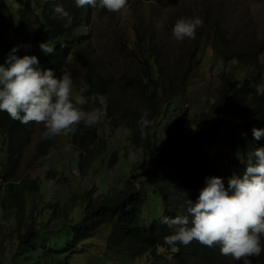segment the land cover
<instances>
[{"label": "rangeland", "instance_id": "rangeland-1", "mask_svg": "<svg viewBox=\"0 0 264 264\" xmlns=\"http://www.w3.org/2000/svg\"><path fill=\"white\" fill-rule=\"evenodd\" d=\"M17 15L15 0H0V36L12 25L10 17ZM193 16L204 21L196 38L177 41L171 31L175 22ZM81 22L83 38L76 48L79 53L69 51L72 54L65 71L72 74L74 94L85 89V67L80 60L84 52L95 63L97 72L109 80L106 96L109 114L97 124L100 138L96 144L103 146L107 142L106 148L101 159L81 166L80 153L72 143L76 129L73 126L68 136H58L46 157H38L44 126L34 123L16 174L6 180L8 152L0 139V264H32L23 262L22 258L14 261L22 236L31 226L46 233L53 232L54 226L69 224L81 212L77 204L86 192L96 202L132 188L131 180H140V171L136 169L144 164L143 150L130 140L131 130L126 126H111L109 116L116 118V125L123 123L118 120L125 111L150 113L149 103L141 98L135 81L149 69L143 53L156 56L165 75L163 98L167 102L161 104L162 114L155 125L158 142L168 137L167 126L172 127L186 109L191 114L190 125L202 127L200 117L212 113L225 82L241 86L250 79L253 88L259 91L264 88V0H128L127 7L119 13L99 6L91 8L89 17L86 19L84 12ZM29 46L27 50L21 47L17 55H36L40 60L39 46ZM5 57L4 53L0 64H4ZM40 66L44 68L42 63ZM159 74L155 69L154 78ZM91 104L97 107L96 103ZM252 106V97L247 96L240 111L249 112ZM129 151L138 153L135 163L128 160ZM33 181L37 191L32 194ZM14 187L24 200L23 207L3 202ZM53 214L56 219L50 220ZM43 235V245L54 248L55 238ZM159 252L165 253L163 249ZM66 254L69 253L55 257L64 258ZM150 261L148 254L134 257L129 250H112L111 232L106 229L88 240L80 253L71 257L70 264H149Z\"/></svg>", "mask_w": 264, "mask_h": 264}, {"label": "trees", "instance_id": "trees-1", "mask_svg": "<svg viewBox=\"0 0 264 264\" xmlns=\"http://www.w3.org/2000/svg\"><path fill=\"white\" fill-rule=\"evenodd\" d=\"M15 1L18 3V15L10 17L12 25H8L0 36V61L4 53L7 59L9 52L17 45L39 46L42 42L48 43L54 52L46 55L41 51L40 63L44 69H54L58 76L66 70L72 54L69 51L79 53L76 48L83 38L80 31L83 13H86L87 19L93 7L86 5L77 8L73 0H56L72 16V24L65 27L66 20L58 16L53 18V3L49 0ZM143 57L149 69L135 81L141 98L149 103L147 118L151 121L150 126L141 134L137 121L143 112L138 110L125 111L118 120L123 123L116 125V118L109 116L110 125L126 126L132 132L130 140L143 150L144 164L136 169L140 171V180H131L132 188L120 190L116 195L96 202L86 192L81 203L77 204L81 208L78 216L69 224L54 226L53 232L43 233L38 227L31 226L22 236L14 261L22 258L23 262L32 264H70L71 257L80 253L88 240L108 229L111 232L112 250H129L134 257L148 254L151 258L149 264H243V261L221 255L218 247L209 248L196 241L187 247L179 243L175 247L165 244V236L173 234V229L160 221L162 216L177 215L185 200L195 201L205 186L206 177H223L227 187L228 178L233 173L243 172L241 161L246 154L257 147H264V137L257 141L252 133L254 127L264 129V88L261 91L253 88L250 79L241 86L225 82L212 113L200 117L202 127L190 125L191 114L186 109L172 127L167 126L168 137L158 142L155 125L162 114L161 104L167 102L163 98L165 75L158 66L156 56L143 53ZM80 60L85 67L84 95L88 101L81 107L90 111L93 108L91 102L99 106L93 95L99 93L107 96L110 83L97 72L95 63L86 53L80 54ZM155 69L160 72L157 79L154 78ZM247 96L252 97V109L241 112L240 107ZM33 125H24L11 119L6 112H0V139L7 146L9 160L4 174L6 180L16 174L24 149L31 140ZM74 127L72 143L80 153L81 166L101 159L107 142H103V146L96 145L100 138L99 126L96 124L89 129L81 123ZM57 139L58 136L42 139L38 146V157H46ZM30 190L32 194L37 191L34 181ZM21 201L24 203L14 187L9 189L3 202H14L15 207H23ZM148 205L151 209H147ZM63 211L66 212L65 209ZM54 215L50 220L56 219ZM43 234L55 238L54 248L43 245ZM159 249L165 253L159 252ZM63 252L69 254L64 258L55 257ZM251 259L252 264H264V251L259 257Z\"/></svg>", "mask_w": 264, "mask_h": 264}, {"label": "clouds", "instance_id": "clouds-1", "mask_svg": "<svg viewBox=\"0 0 264 264\" xmlns=\"http://www.w3.org/2000/svg\"><path fill=\"white\" fill-rule=\"evenodd\" d=\"M53 3V18L66 20L65 27L72 24V16L61 3ZM77 8L99 6L109 12L119 13L128 5V0H73ZM204 21L199 16L179 18L171 29L177 41L195 39L197 30ZM29 45H17L9 52L4 64H0V112L24 125L29 123L44 126L43 139L68 136L73 126L83 123L92 128L107 114L108 101L96 93L93 99L97 107L90 111L82 105L88 103L81 88L74 94L71 72L62 71L56 76L54 69H44L36 55H17L19 49ZM39 48L46 55L54 52L48 43ZM148 112L137 121L141 134L149 127ZM253 137L259 141L264 129L254 127ZM138 153L129 151L128 160L137 161ZM242 173H233L228 178L209 176L198 198L187 199L174 217L162 216L161 223L173 229L164 242L175 247L177 243L187 247L193 241L209 248L218 247L220 254L243 264H252V257L264 251V147H257L246 154Z\"/></svg>", "mask_w": 264, "mask_h": 264}]
</instances>
